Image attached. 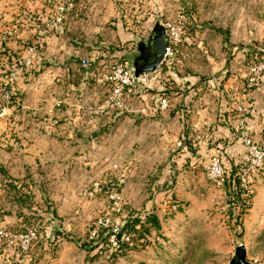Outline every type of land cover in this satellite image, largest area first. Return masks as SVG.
<instances>
[{
    "label": "rangeland",
    "instance_id": "374dc122",
    "mask_svg": "<svg viewBox=\"0 0 264 264\" xmlns=\"http://www.w3.org/2000/svg\"><path fill=\"white\" fill-rule=\"evenodd\" d=\"M231 1L191 0L189 40L182 44L180 54L166 70L172 71L171 78L202 81L240 75L250 88L260 87L256 109L241 100L238 107L246 110V116L237 109L236 126L245 119L246 132L264 144L262 133L256 139L247 129L253 111L264 107V75L257 77L254 85L250 82V69L264 64V0H255L251 10L242 8L243 15L252 14L253 22L237 24V31L229 18L235 14ZM63 5L64 20L56 32L91 61L93 71L107 68L100 76L97 74L96 80L115 64L127 62L132 66V59L138 55L136 46L148 41L157 22L172 18L167 16L161 0H0V34L16 31L22 37L17 41L10 39L7 47L11 49L18 43L21 47L16 51L22 58L42 21L56 17ZM180 10L184 11L179 7L176 13ZM215 12L218 15L212 17ZM241 25L243 29L239 30ZM77 61L81 64L80 59ZM29 74L38 76L40 71ZM169 77L167 85L173 83ZM100 85L110 90L109 85ZM152 87L154 84L145 89L149 91L138 106H155L156 91ZM107 95L100 102L101 112H105L102 106ZM2 100L0 96L3 114L16 103ZM139 100L129 105L133 108ZM111 113L122 119L114 124L112 132L101 129L84 139L102 148L85 151L89 160L94 158L91 162L98 158L99 173L111 165L105 171L107 175L99 180H93L88 167L82 173L78 171V182H72L75 178L71 177L70 182L52 184L46 171H51L52 178L56 177L52 170L61 169L43 167L38 158L33 165H21L18 162L29 153L15 151L5 143L0 145V225L12 232L38 227L42 234L23 264H230L241 245L247 248L249 262L264 264V165L259 172L243 178L238 195L230 186L218 189L208 179L205 167L217 154L218 146L223 148L224 158L227 145L216 143L213 150L204 151V161H200L203 156L197 155L198 150L189 151L190 168L182 172L174 165L183 169L184 163L172 161L181 150L169 147L162 132H153V122L146 124L142 134L137 130L145 118L138 121L136 113L122 110ZM132 116L136 118L131 119ZM238 134L241 131H236ZM49 153L52 158L54 154L65 155V150L58 146ZM198 156V161L191 160ZM30 157L36 158L35 154ZM114 193L122 197L119 212L113 210L110 199ZM173 206H178L177 211ZM59 209L65 210V214L59 215ZM107 216L114 225L125 226L132 233L131 242L118 248L108 238L97 244L98 241H90L94 224ZM148 218H154L159 227L147 224ZM11 253L6 246H0V264H5Z\"/></svg>",
    "mask_w": 264,
    "mask_h": 264
},
{
    "label": "crops",
    "instance_id": "0c3cea01",
    "mask_svg": "<svg viewBox=\"0 0 264 264\" xmlns=\"http://www.w3.org/2000/svg\"><path fill=\"white\" fill-rule=\"evenodd\" d=\"M161 1L167 16L172 18L176 16V10L179 7L186 14L189 11V5H191V0ZM231 3L235 14L229 18L234 23V30L237 31V24H242L243 21L253 22L252 14L247 12L243 15L242 8L251 10L255 0H233ZM186 15L189 17V13ZM217 15L218 13L215 12L212 17ZM242 29L241 25L239 30ZM32 40L33 38L29 41ZM20 47L16 43L11 47V50L18 54L16 50ZM85 58L69 39L58 32L52 33L41 53L39 70H36L37 73L40 71V74L38 76L27 74L16 84L15 93L19 96L18 101H14L16 103L8 106L0 119V145L3 146L5 143L13 147L15 151L29 153L24 155V160L18 163L33 165L38 158L40 159L39 164L43 167L52 166L61 169V171L52 170L53 173H56V177L52 178L51 171H46L48 181L52 184L70 182L71 177L75 178L72 182H78L76 179L80 175L78 171L82 173L88 167H90V173L94 175L93 180H99L111 167V165L106 166L104 173L102 171L99 173L98 170L101 168L96 165L98 158H95L96 162H91L94 158L89 160L85 153L86 148L91 150L95 147L100 148L97 143L92 144L85 141L87 135L101 129L112 132L114 124L122 120L114 113L98 110L100 102L109 91L104 90L100 84L96 83V77L103 74L107 68L101 70L96 68V71L85 69L77 61ZM166 68L163 66L156 73L153 82L154 88L151 89L156 91L155 106L160 98L164 97L162 95L167 92L171 107L167 112L159 113L162 118L160 115H151L152 119H150L151 116H142L136 113V116L139 117L138 121L145 118L142 121L144 125L141 123L137 132L141 131L143 134L147 129L146 124L153 122L156 127L153 132L157 131L159 135L162 132L164 135L162 139L167 142L169 147H179L178 149L181 150L180 155L174 156L172 161L174 164L175 162L176 164L184 163L183 169L174 165V169L182 172L189 171V151L198 150L197 155L203 156V159L199 156L194 158V156L191 157V160L198 161V158H201L200 161H204L207 156L203 155L204 151L213 150V146L217 142L227 145L223 158V163L227 168L232 169L242 163L245 159V148L239 135L235 133L239 118L237 108L241 104V100H245L256 109L259 106L256 98L259 96L261 88H250L248 82L240 75L219 76L208 81L198 78H171L172 71H167ZM224 73L226 74L227 71ZM168 76L173 82L171 85L166 84ZM148 91L138 86L139 96L137 99L140 100L135 103L133 110L138 111L142 107L138 104H141L140 101L146 98L145 93ZM262 106H264V101H262ZM172 108L174 110H171ZM263 115L264 107L257 111L254 110L248 119L247 129L256 139L260 138L261 133L264 134ZM51 145L54 147L51 148ZM58 146L65 150V155L54 154L51 158L52 155L49 151H56ZM75 153H78L79 156H75ZM82 153L83 156L80 155ZM33 154L36 158L30 157ZM190 165L191 167L193 165L191 161ZM54 199L57 200L58 197ZM58 213L64 215L65 210L61 212L59 209Z\"/></svg>",
    "mask_w": 264,
    "mask_h": 264
},
{
    "label": "built area",
    "instance_id": "2783aa9c",
    "mask_svg": "<svg viewBox=\"0 0 264 264\" xmlns=\"http://www.w3.org/2000/svg\"><path fill=\"white\" fill-rule=\"evenodd\" d=\"M60 13L51 18L50 20H43L40 26L36 29L34 38L30 41L25 55L18 59V66L8 76H0V86L10 85V90H5L3 100H11L13 94H15V86L18 81L25 75V73H33L39 68L41 59V53L43 52L47 39L53 32L60 29V26L64 20V12L66 6L59 8ZM161 25L165 28L169 38V46L165 61L162 65L168 66L171 60H174L180 54V48L184 42L189 40L188 28L189 20L184 11H178L175 18L164 19ZM15 33V34H14ZM18 32H7L0 34V51L7 47L9 42L21 39ZM11 39V40H10ZM83 68L90 70L92 67L91 61L88 59L81 60ZM250 74L253 77L250 82L255 84L256 78L264 75V64L254 66L250 69ZM155 74H144L140 77H135L133 67L127 62L115 64L112 66L103 77L97 79L98 84L109 85L110 90L105 98L102 106L106 113H111L117 110H122L127 113H138L142 116H151L163 112H167L171 107V102L168 97H161L158 104L153 108L142 107L138 111L133 110L129 105L138 98V86L144 89H150L155 80ZM2 100V101H3ZM0 105V119L4 112V102ZM238 111L246 116V110L238 107ZM236 131H241L239 139L245 148V164L246 169L243 173V178L249 174L257 173L264 165V144L257 142L249 133L245 130V119L241 120L237 124ZM235 131V133H236ZM218 152L213 156L209 164L205 167L207 176L210 182L218 189H223L229 186V178L223 165V154L221 146H218ZM244 179H242L243 181ZM113 203V210L120 211L122 204V197L118 193H114L110 196ZM178 206H173L174 211H177ZM112 230V234L109 237L110 244L113 247H120L118 242V233L120 232V226L114 225L111 219L107 216L99 219L89 234L90 241H96L99 238L100 231ZM42 238L41 231L38 227H31L26 231L12 232L7 228L0 225V246H6V251H11L12 256L8 255L4 263L5 264H23L24 259L29 257L30 252L33 250L35 244ZM131 239L130 234H126L124 242H129ZM13 256L16 257L14 260ZM29 261V260H28Z\"/></svg>",
    "mask_w": 264,
    "mask_h": 264
},
{
    "label": "water",
    "instance_id": "95a60500",
    "mask_svg": "<svg viewBox=\"0 0 264 264\" xmlns=\"http://www.w3.org/2000/svg\"><path fill=\"white\" fill-rule=\"evenodd\" d=\"M168 46L166 30L157 22L150 32L148 41L136 46L138 55L131 61L135 77L157 73L165 61ZM238 47L242 48L240 45ZM230 264H252L247 259V248L244 245L236 248Z\"/></svg>",
    "mask_w": 264,
    "mask_h": 264
},
{
    "label": "trees",
    "instance_id": "16d2710c",
    "mask_svg": "<svg viewBox=\"0 0 264 264\" xmlns=\"http://www.w3.org/2000/svg\"><path fill=\"white\" fill-rule=\"evenodd\" d=\"M18 59H19V55L17 53H15L13 50L9 49L8 47H4L0 51V64H1L0 67L3 70V76H8L12 70L17 68ZM10 89H11L10 85H1L0 86V96L4 95L5 90H10ZM162 96L169 98L167 92H165ZM16 97H17L16 93L13 94L11 101H16ZM217 143H219V142H217ZM214 145H216V144H214ZM223 165H224L225 171L227 173V176L229 178L230 189H232L233 192H235L238 195L237 190L239 188V184L242 183L241 181L243 179V173L246 169L245 159L242 161V163L238 164L237 166L233 167L232 169L227 168L224 163H223ZM153 219L148 218L146 223L152 224V226H155V227H159L158 222L155 219L154 220ZM125 229H126L125 226H120V232L118 233L119 246H120V244L125 243L124 237L126 234H130V235L132 234L131 232H128V230H125ZM111 234H112V230L100 231L99 238L96 240L98 242H96V244L99 242H102L104 240H107V238L109 239ZM132 237L133 236L131 235V239H132ZM131 239L129 242L132 241Z\"/></svg>",
    "mask_w": 264,
    "mask_h": 264
}]
</instances>
